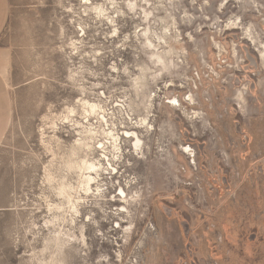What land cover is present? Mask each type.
Returning a JSON list of instances; mask_svg holds the SVG:
<instances>
[{
	"label": "rangeland",
	"instance_id": "374dc122",
	"mask_svg": "<svg viewBox=\"0 0 264 264\" xmlns=\"http://www.w3.org/2000/svg\"><path fill=\"white\" fill-rule=\"evenodd\" d=\"M263 51L264 0H10L0 264H264ZM113 102L141 148L85 194L66 163L114 167L90 139L71 155Z\"/></svg>",
	"mask_w": 264,
	"mask_h": 264
},
{
	"label": "built area",
	"instance_id": "2783aa9c",
	"mask_svg": "<svg viewBox=\"0 0 264 264\" xmlns=\"http://www.w3.org/2000/svg\"><path fill=\"white\" fill-rule=\"evenodd\" d=\"M83 4V2H81ZM82 6V5H81ZM84 7V6H82ZM83 34L80 32L79 36H82ZM128 108L131 110L130 105H122L118 102H113L108 106L105 112V119L102 121V130L106 133L107 138L101 140V142L98 141L97 139V133H98V126H99V117L97 114V111H94V114L87 116V118H84L80 129L78 133V138H83L84 141H87V139H90L89 145L93 147V150L95 154L102 155L105 151L104 148L106 147L107 149L110 148L111 143H112V134L113 132H118L121 134V132L124 131H136V125H137V120L134 117V114L131 111L128 110ZM126 112H130L128 115ZM114 113V114H113ZM113 114V115H112ZM106 120L108 122H106ZM119 134V136H121ZM141 135V134H140ZM125 142L123 143V153H121L120 156L116 157L114 154L115 152H109L108 150L106 153L109 154L110 158L112 159V163L114 164V168L116 171L109 168L108 173H105L104 176L105 178L109 179L112 178L113 176L117 175L119 176L122 174V171L120 170V158H122L123 154L125 153H134L136 154L137 152L130 146L128 142V138L123 137ZM122 138V140H123ZM92 141V142H91ZM104 147V148H103ZM119 155V154H118ZM99 158V157H98ZM131 179V178H130ZM133 179V178H132ZM128 180L133 182L134 180ZM129 184V183H128ZM125 183V186L128 185ZM118 189L121 187V185H117ZM124 187V186H122ZM125 189V187H124ZM120 191L117 193V196H119Z\"/></svg>",
	"mask_w": 264,
	"mask_h": 264
},
{
	"label": "bare ground",
	"instance_id": "6f19581e",
	"mask_svg": "<svg viewBox=\"0 0 264 264\" xmlns=\"http://www.w3.org/2000/svg\"><path fill=\"white\" fill-rule=\"evenodd\" d=\"M82 1H88V0H82ZM225 1V0H223ZM101 6V5H100ZM96 9L97 8H102V7H95ZM232 23V22H231ZM83 29V28H82ZM250 30V29H249ZM154 37L156 39H160L161 41L163 39V35L162 36H159V35H154ZM149 38V37H148ZM150 41V40H149ZM148 43L150 45H154V44H151V41ZM159 41V40H158ZM154 55V54H153ZM261 55H262V58L264 60V51L261 52ZM261 58V59H262ZM158 59L160 60V56L158 57ZM161 61V60H160ZM188 100H190V102L193 101V98L191 96H188L187 98ZM173 104L175 105H178V101L176 99H173ZM171 101V103H172ZM85 102V101H84ZM87 103V101L85 102V104ZM88 105L90 106V104L88 103ZM97 105L96 104H92L90 107L91 109H96ZM96 107V108H94ZM67 109V108H66ZM75 110L72 109V108H69L68 110V114L64 117L65 119H68V116H69V113L73 114ZM91 113H93V111H91ZM145 123V120H143V124ZM124 136L126 138H130L128 141H132V147L135 151L137 150H140L141 148V140L139 139V137L137 136V133L136 132H128V131H124ZM115 135V134H114ZM112 135V136H114ZM117 135V134H116ZM123 135V134H122ZM117 137L118 136H115V137H112V143H111V150H121L120 146H119V138L117 140ZM81 139V138H80ZM80 139H76L74 142H73V146H72V149H71V155H75L77 153V149L78 147L80 146H87V143H83V141L80 142ZM89 145V144H88ZM104 148V147H103ZM88 149V148H87ZM106 149V147L104 148V150ZM189 149L188 148H185L184 151H188ZM106 153V152H104ZM103 156V155H102ZM74 158V157H73ZM83 158V157H82ZM105 160H106V165L107 167H105L106 165H104L103 163L100 162V160H94L92 158H85V159H81L80 157L78 158H74V159H69L68 160V163H66V171H70V172H73L74 174H77L78 178L80 179V181L82 182L83 186H84V193L85 194H88V193H94V190L99 193L101 190H100V187L101 185L99 184V176H100V171L101 170H108V167L110 168L111 166V169L114 170V172L116 171V169L113 167V165L111 164V161L109 159L108 156L105 155ZM103 158V159H104ZM104 166V168H103ZM106 170V171H107ZM72 174V173H71ZM93 174V175H92ZM49 177V176H48ZM92 185L95 186V188L93 189ZM73 186L69 183L67 184L66 182H62L61 184V187L59 188L64 194H67L68 193V190L70 191L71 188ZM120 194H121V197L123 198V201L126 197L125 195V191L123 189H120ZM69 194V193H68ZM66 196V195H65ZM126 201V200H125ZM76 202V201H75ZM76 205V204H75ZM76 210V209H75Z\"/></svg>",
	"mask_w": 264,
	"mask_h": 264
},
{
	"label": "crops",
	"instance_id": "0c3cea01",
	"mask_svg": "<svg viewBox=\"0 0 264 264\" xmlns=\"http://www.w3.org/2000/svg\"><path fill=\"white\" fill-rule=\"evenodd\" d=\"M10 14V0H0V35L4 31ZM8 99H11L9 89L0 72V141L4 135L8 121Z\"/></svg>",
	"mask_w": 264,
	"mask_h": 264
}]
</instances>
